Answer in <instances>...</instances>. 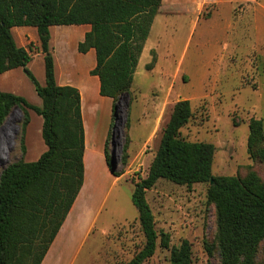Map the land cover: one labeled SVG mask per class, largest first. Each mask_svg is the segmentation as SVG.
Segmentation results:
<instances>
[{
    "label": "rangeland",
    "instance_id": "rangeland-1",
    "mask_svg": "<svg viewBox=\"0 0 264 264\" xmlns=\"http://www.w3.org/2000/svg\"><path fill=\"white\" fill-rule=\"evenodd\" d=\"M213 9L209 6L202 12L205 19L194 29L191 14L164 17L156 24L133 87L112 99L115 113L112 108L108 114L97 97L89 95L86 122L91 141L84 159L89 173L87 186L71 223L59 232L43 264H129L143 249L146 239L132 195L135 184L147 178L163 130L181 100L190 101L192 116L181 129L180 138L215 146L213 176L244 178L256 173L264 181V161L252 157L248 147L251 120H262L264 126V48L256 49L249 43V19L227 8L206 19ZM65 27L55 31L59 36L53 46L62 64L78 60L74 42L81 31ZM31 29L14 28L16 43L21 45L25 35L35 38ZM150 46L154 47L149 51ZM37 51L34 46L28 69L44 86V57ZM149 65L152 70H148ZM0 91L22 96L36 106L41 104L22 68L0 75ZM22 119L20 108L15 107L0 128V177L14 162L25 161ZM40 119L34 113L28 130L29 161H36L46 148ZM111 126L107 155L115 158L117 171L122 173L115 177L110 172L112 178L98 164L100 137ZM209 187V183L177 185L160 179L147 191L155 228L159 234H168L170 243L164 248L159 238L155 255L143 264H171L172 251L184 241L191 244L192 264H221L217 212L208 199ZM72 212L74 209L70 215ZM262 248L256 264L264 263Z\"/></svg>",
    "mask_w": 264,
    "mask_h": 264
},
{
    "label": "trees",
    "instance_id": "trees-1",
    "mask_svg": "<svg viewBox=\"0 0 264 264\" xmlns=\"http://www.w3.org/2000/svg\"><path fill=\"white\" fill-rule=\"evenodd\" d=\"M161 4L162 0H0V75L23 68L42 99L39 107L22 96L0 91V128L19 107L25 155L32 110L43 118L42 138L48 148L37 161L22 159L1 174L0 264H42L84 184L82 97L78 88L56 82L50 27L91 26L78 51L86 54L95 49L97 64L91 74L100 79V95L115 101L133 87ZM23 26L38 30L41 46L37 53L44 55L45 86L28 69L34 56L33 42L27 48L18 47L12 34V28ZM113 110L115 113V105ZM191 116L189 100L175 104L148 176L135 184L132 201L146 242L129 264H143L153 257L159 238L162 247H169V235L157 232L146 198L160 179L177 185L209 183L208 199L217 212L221 264H256L261 246L264 255V181L256 173L244 178L213 176L215 146L180 138ZM249 128V151L264 161L263 121L252 119ZM107 143L106 163L110 172L120 177L122 173L113 169L112 157L107 155ZM171 264H192L188 241L172 251Z\"/></svg>",
    "mask_w": 264,
    "mask_h": 264
},
{
    "label": "crops",
    "instance_id": "crops-1",
    "mask_svg": "<svg viewBox=\"0 0 264 264\" xmlns=\"http://www.w3.org/2000/svg\"><path fill=\"white\" fill-rule=\"evenodd\" d=\"M209 6H212L214 9L211 13V16L209 18H206V19H212L213 16L220 14L222 9H224V8L232 10V13H233V11H237V12H239V15L241 18L249 19V23H248V30H249L248 33L250 35L249 43L251 45H253V47H255L256 49L260 48V47L264 48V0H162V4H161L160 10H159V13L154 20V23L152 25L148 40L146 41L143 53H145L147 46L149 45V43L151 41V35L155 29L156 24L160 23V22L162 23L164 17L182 16L185 14H191L192 17H194V19H195L194 23H193V29H194L195 26L198 23H200V21L202 19H205V18L201 17V14ZM23 27H26V26H23ZM14 28H16V27H14ZM14 28H12V30H11L12 34L14 33ZM32 28L33 29H31L29 31L34 32L35 38L28 37V35H25L27 39L23 43H21V45L17 44L18 47L27 48V43L30 44L31 42H33L34 46L36 48L40 49L41 42H40L38 30L35 27H32ZM63 29L65 30L66 27L65 26L64 27L63 26H51L50 27V34H51L50 47L52 49V53H53L54 61H55V77H56V82L58 85H60V86H65V85L74 86V87L78 88L80 93H81L82 115H83V122H84V127H85V153H87V151L89 149V142L91 141V137L89 136L88 126H87V122H86V109L88 107L89 95L94 94L97 97V100H99V102H101V104L105 107V110L108 112V114L112 110L114 103H113L112 99H110V98L108 99L107 97H102L100 95V79L98 76H94L91 74V71L96 67V64H97L95 49H91L86 54H82L78 51L79 43L84 40L85 34L91 30V26L90 25H82V26H75L74 25L71 28L70 27L67 28V29H75L77 31H79V30H81V31L79 33L78 39L74 42V49L77 50V52L79 53V54H77V52H75L76 53L75 56L78 58V60L68 61L67 63H64V64L60 63L56 59V56L54 55L55 48L53 47L55 45L56 36H59L57 33H55V31H60ZM243 31L246 32L245 29ZM28 39H29V41H28ZM152 47H154V46H150L148 48L149 51L152 49ZM143 53H142V55H143ZM37 54L42 55L44 57V55L41 52H38ZM29 64H28V66H29ZM138 67H139V64H138ZM16 69H19V68H16ZM13 70H15V69H13ZM7 72H9V71H7ZM7 72H5V73H7ZM5 73H3V74H5ZM45 84H46V77H45ZM6 93H8V92H6ZM15 95H17V94H15ZM40 106H42V99H41V104L39 105V107ZM29 112H30L31 120H30V123L27 127L26 136H25V144H26L25 161L26 162H35V161H29L28 160L27 134H28V130H29L31 123H32V116L35 113L34 111H29ZM40 125H41L40 135L42 136V127H43V118L42 117L40 119ZM108 135H109V130L107 128H105L101 137H100L101 151H100V156L98 159V164L99 165L102 164L105 172L112 178L113 175H111V173H110V170H109L108 165L106 163V157H105V147H106V142L108 140ZM47 149L48 148L46 146V148H44L43 152H41L40 155L35 160L37 161L41 157V155L47 151ZM85 153H84V158H85ZM84 164H85L84 184H83V187H82V189H81V191H80V193H79V195H78V197H77V199H76V201H75V203L71 209V211L74 209V212H72L71 215H68L70 218L67 217V218H69V220L67 222L65 221L66 223H64V225H66V226L71 223L72 215L77 210L78 203L82 199L81 195L83 196L84 191H85L86 186H87L89 173H88V167H87L85 162H84ZM92 165H93V163H92ZM79 197H81L80 200H79ZM71 211H70V213H71ZM98 213L99 212H97L96 216L98 215ZM96 216H95V219L90 224H92L96 220ZM64 225L62 226V228L64 227L63 230L65 229ZM62 228H61V230H62ZM63 230L61 232H63ZM60 234L58 236H60ZM48 255H49V253H48ZM45 259H46V257H45Z\"/></svg>",
    "mask_w": 264,
    "mask_h": 264
},
{
    "label": "water",
    "instance_id": "water-1",
    "mask_svg": "<svg viewBox=\"0 0 264 264\" xmlns=\"http://www.w3.org/2000/svg\"><path fill=\"white\" fill-rule=\"evenodd\" d=\"M112 167L114 170L117 169V163L114 157L112 158Z\"/></svg>",
    "mask_w": 264,
    "mask_h": 264
},
{
    "label": "bare ground",
    "instance_id": "bare-ground-1",
    "mask_svg": "<svg viewBox=\"0 0 264 264\" xmlns=\"http://www.w3.org/2000/svg\"><path fill=\"white\" fill-rule=\"evenodd\" d=\"M92 161V160H91Z\"/></svg>",
    "mask_w": 264,
    "mask_h": 264
}]
</instances>
